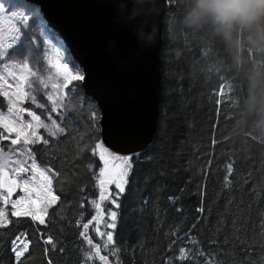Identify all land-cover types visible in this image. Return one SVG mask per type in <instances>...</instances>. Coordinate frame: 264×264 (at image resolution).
Segmentation results:
<instances>
[{
	"label": "trees",
	"instance_id": "16d2710c",
	"mask_svg": "<svg viewBox=\"0 0 264 264\" xmlns=\"http://www.w3.org/2000/svg\"><path fill=\"white\" fill-rule=\"evenodd\" d=\"M183 11L182 0H169L157 130L146 151L133 155L119 207L110 203L116 193L111 181L118 179L114 166L123 163L111 165L106 156L105 164L94 148L100 109L80 81L58 104L64 132L55 129L47 143L30 145L36 163L51 170L58 200L47 209L45 225L9 216L12 223L0 228V264H17L12 245L21 235L29 245L19 264H264V35L240 29L231 42L210 31L193 35L179 24ZM113 222L116 227L108 228ZM109 231L114 244L106 248ZM48 237L52 244L44 243Z\"/></svg>",
	"mask_w": 264,
	"mask_h": 264
},
{
	"label": "water",
	"instance_id": "95a60500",
	"mask_svg": "<svg viewBox=\"0 0 264 264\" xmlns=\"http://www.w3.org/2000/svg\"><path fill=\"white\" fill-rule=\"evenodd\" d=\"M23 1L39 8L47 25L81 67L83 91L100 109L98 143L116 156L144 153L154 139L160 112L161 50L168 3ZM153 28L155 42L148 45L145 36ZM109 161L112 165L114 159L110 157ZM1 187L6 190L5 177Z\"/></svg>",
	"mask_w": 264,
	"mask_h": 264
},
{
	"label": "rangeland",
	"instance_id": "374dc122",
	"mask_svg": "<svg viewBox=\"0 0 264 264\" xmlns=\"http://www.w3.org/2000/svg\"><path fill=\"white\" fill-rule=\"evenodd\" d=\"M0 2L4 3L8 9L7 12H0V57H2L0 59V94L5 99V106L4 108H0V115L6 117L17 129H20L22 124L31 122L32 128L24 129L28 133V138L35 140V143L44 142L45 138L51 136V133L55 131L52 128L51 121H55L57 124V116L55 114L59 111L58 104H60L66 93L62 78L63 72L59 66L67 63L73 74L77 70L82 75L83 72L81 67L72 58L68 48L60 37L47 25L37 6L23 1L25 4H28L24 5L18 3L16 0H0ZM22 21L26 24V27H20ZM42 43L52 51V55L44 57L41 48ZM16 49L24 53L23 58L13 56L9 59V54H12ZM57 49L60 51L59 57L54 54ZM33 53L39 55V60L33 59ZM25 64H27V67L24 66ZM79 82L73 80L68 86H77ZM54 85L55 87H53ZM4 92L8 93L7 97L3 95ZM33 95L35 96V103H31L28 99V97H32ZM47 97L52 98L48 103H46ZM49 103L53 109L52 112H48ZM37 104H42L44 107L38 108ZM9 107L12 108L11 112L8 111ZM24 109L33 111L40 116V124L44 126H38L37 122L32 120L27 115V112L23 111ZM42 112L47 113V119L45 116L43 117ZM18 117L21 119H17ZM0 126L2 128L0 149H2L3 155L5 157H12L13 161H19L24 167L32 170L17 175L13 171L17 167L16 163H8L7 160L0 159V166H4L12 179L17 180L21 184L20 189L13 190L11 195L7 196L8 203L4 205L3 199L6 195V190L2 189L1 183L5 176L0 173V211L7 212V219L9 220L12 212L11 205L17 199L24 197V203L19 208V211L33 212L45 218L47 209L56 201L49 203L51 200L49 192L51 195H54L52 183L50 186L47 185L44 178L40 177L35 172V169L37 167L40 170L47 169L36 163L32 157L30 152L31 144H25L24 138L21 137L18 145H11V139L17 138L16 133H8L7 129L3 127L2 121H0ZM5 136L8 138H5ZM123 167L120 164L114 166L113 171L116 177L119 176V171ZM106 173L109 176L111 175L109 171ZM32 175H36L37 179L29 184V192L25 194L22 190V178ZM48 175L52 177L50 172H48ZM33 200H38V203H32L31 201ZM34 222L38 223L37 221ZM19 238L28 243L26 236L21 235ZM13 246L14 244L12 245V249Z\"/></svg>",
	"mask_w": 264,
	"mask_h": 264
},
{
	"label": "snow or ice",
	"instance_id": "6c2138e0",
	"mask_svg": "<svg viewBox=\"0 0 264 264\" xmlns=\"http://www.w3.org/2000/svg\"><path fill=\"white\" fill-rule=\"evenodd\" d=\"M165 3L166 4L169 3V0H165ZM7 11H8V9L6 8L5 4L2 3V2H0V12H7ZM20 27L21 28L26 27V24L22 21L21 24H20ZM41 48H42L44 57H48V56H50V55L53 54L52 51L50 49H48L47 46L44 45L43 43H42ZM54 54L57 57H59L60 51L57 49ZM13 56H20L21 58H23L24 53L21 52L19 49H16V50H14V52L12 54H9L8 58L11 59ZM39 58L40 57H39L38 54L33 53V59L34 60H39ZM0 59H2V57H0ZM24 66L27 67V64H25ZM54 67H56V65H54ZM59 67L62 69V72H63L62 78H63V81H64V87L65 88H68L69 83L71 81H73V80L82 81L84 79V76L82 74H80L78 70H77V72L75 74H73L72 70L69 69L67 63L62 64ZM53 87H55V85ZM74 87H76V85H73V88ZM229 87H230V85H229ZM72 90H73L72 88H69L68 89V91H72ZM219 94L221 96L224 95L223 88H221ZM3 95L7 97L8 96V93L7 92H4ZM28 99L30 100L31 103H35V96L34 95L32 97H28ZM51 99H52L51 97H47L46 98V103H48L49 101H51ZM36 106L38 108H43L44 107V105H42V104H37ZM8 111L11 112L12 111V108L9 107L8 108ZM23 111L27 112V115L30 116L32 118V120L36 121L38 126H44V125H41L40 124V116H38L35 112L29 111L27 109H24ZM52 111H53V109L51 107V104L49 103V105H48V112H52ZM41 114L44 115L45 118L47 119V113L46 112H42ZM17 119H21V118L18 117ZM91 119L92 120H96L97 119L95 109L91 113ZM0 121L3 122V127L5 129H7V132L8 133H12V132H15L16 133V137L17 138L16 139H11V141H10L11 145H18L20 143V138L21 137L24 138V143L25 144L35 143V140L29 139L28 138V133L24 131L25 128H32V123L31 122H28L27 124H22V127L20 129H17L3 115H0ZM51 125H52V128L54 130L55 129H58L59 132H61V133L64 132V128L59 127V125L56 124L55 121H51ZM45 127H47V126H45ZM55 135H56V132L53 131L51 133V136H55ZM5 138H8V137L5 136ZM39 139H42V138H39ZM44 143H47V141H44ZM94 148L101 150L100 151V158L102 160H104L105 164H107V162H108L107 159H105V157L107 156V157H111L112 159H115V160H121L122 163H123V165H124V167L119 171L118 179H113L111 181V183L115 185L116 193H115V198L111 199L110 200V203L113 204V205H115L118 208L119 205L116 203V199L119 197L120 194L124 193V191H125V185H126V182H127V179L126 178H127L128 173H129V170L131 168V160H132L133 156L132 155H128V156H116V155H113L109 151V149L106 148L103 145V143H97V144H95L94 145ZM86 150L89 151V152H92L93 151V148H89V149H86ZM133 155H138V154H133ZM0 159H5V160H7L8 163H16L17 164V167L15 169H13V171H15L17 173V175H20L21 173H26V172L32 171L31 169L24 167V165L22 163H20L19 161H13L12 157H10V156L5 157L3 155L2 149H0ZM49 171H51V170H40L38 167L35 169V172H37L40 177H43L44 180L46 181L47 185L50 186L51 183H52V177L50 175H48V172ZM104 171L105 170L103 168L100 169V175L101 176L104 175ZM0 173H2L5 176L6 182H7L6 195L4 196V199H3V204L4 205H7V203H8L7 196L8 195H11V193H12V191H13L14 188L20 189L21 188V184L17 180L12 179V177L8 174V172L6 171V169H5L4 166H0ZM231 173H232V165L229 164L227 166V175L228 176H231ZM53 175H55V173H53ZM22 179H23L22 190H23V192L25 194H27L29 192V184L32 183V182H34L37 179V176L36 175L25 176ZM100 183H101V185H103L105 182L103 180H101ZM225 188H226V190L229 189V183H228L227 179L225 181ZM104 191L107 192V189H105ZM49 195L51 196V200L49 201V203L58 200V197H56L55 195H51L50 192H49ZM101 199H104V194L103 193L101 194ZM168 200L172 204H175L176 203V198L174 196H169L168 197ZM31 202L35 204V203H38V200H33ZM23 203H24V197H21V198L17 199L11 205V208H12L11 215L13 217L19 218L21 216H29V217H31L32 220L37 221L40 225H45L46 224L45 218L43 216L39 215V214H36V213H33V212H28V211H24V212L19 211V208L23 205ZM226 203L227 204H232L231 197H229L227 199ZM81 207H83V205H81ZM100 208H101V206L100 205H97L96 209H94V212L98 213L100 211ZM199 211L202 212L203 209L201 208V209H199ZM7 215H8L7 212L0 211V228H6V227H8V225L10 223H12V221H10V220L7 219ZM109 215H110L111 220L112 221H115V219H116V212L115 211H111L109 213ZM95 219H96V216L94 215L92 217V219L89 221V223H93L95 221ZM82 226H83L84 229H87L88 226H89V224L88 223H85ZM107 227L110 228V229H114L116 227V225L113 222V223H109L107 225ZM260 227H261V234L264 235V222L261 223ZM95 231L101 237H104L105 236V234L102 233L99 228H96ZM85 239L87 240V243L89 245H92L93 244V241L90 238L85 237ZM106 240L108 242L107 244H105V247L106 248L109 245L114 244V234H113V232L109 231L106 234ZM44 243L45 244H52L51 237H48V239L45 240ZM240 243L243 244V241H240ZM13 244H14V246H13L12 251L15 254V258H16L17 264H19L20 258L28 250V243H25L24 240H21L19 237H17V239L13 242ZM53 247H54V245H53ZM243 250L245 251V254H247L248 251H249L248 246L245 245ZM95 251H96L97 254H99V252H100V245L99 244H96L95 245ZM116 251L117 250L113 248V254H115ZM180 251H181V257H180V259H183L184 258V250L182 249ZM88 258L89 257H86V259H88ZM100 259L103 261V260L106 259V257L101 256Z\"/></svg>",
	"mask_w": 264,
	"mask_h": 264
},
{
	"label": "clouds",
	"instance_id": "9594fccd",
	"mask_svg": "<svg viewBox=\"0 0 264 264\" xmlns=\"http://www.w3.org/2000/svg\"><path fill=\"white\" fill-rule=\"evenodd\" d=\"M184 11L181 28L198 35L210 31L225 42H231L240 29L259 30L264 35V0H182ZM155 42V29L148 31L145 43ZM264 45V39L260 41Z\"/></svg>",
	"mask_w": 264,
	"mask_h": 264
}]
</instances>
